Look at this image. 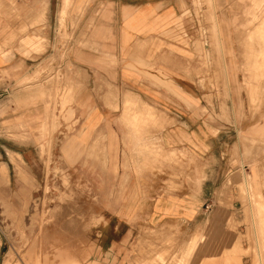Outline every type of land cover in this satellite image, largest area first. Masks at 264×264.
<instances>
[{
    "label": "crops",
    "instance_id": "obj_1",
    "mask_svg": "<svg viewBox=\"0 0 264 264\" xmlns=\"http://www.w3.org/2000/svg\"><path fill=\"white\" fill-rule=\"evenodd\" d=\"M63 7V0H0V97L6 96L8 107L1 127L7 126L14 147L12 134L38 138L48 121L47 91L27 79L40 69L43 81L41 69L52 59L61 86L56 127L65 123L59 116L62 94L83 141L69 166L73 172L110 173L113 179L106 198L103 183L78 180L89 203L87 215L78 219L77 233L42 229L41 263L51 251L80 264H129L133 243L137 258L148 259L150 249L159 252L170 240L186 252L199 230L206 231V240L193 249L189 264L222 257L245 235L241 222L255 218L245 217L236 187L229 192L226 179L233 184L242 175L227 164V145L238 135L264 141V34L258 31L264 0H214L222 58L211 57L204 0H70L67 14L76 26L67 20L73 37L64 57L44 43L57 38ZM195 11L199 36L189 25ZM28 40L45 47L34 50ZM6 150L18 152L32 171L31 147ZM80 156H88L87 169ZM97 156L103 164L93 162ZM244 172L251 176L250 188H257L256 171L244 167ZM209 202L210 211L204 207ZM94 216H102L103 223L93 228ZM208 220L216 221L210 231ZM230 220L236 227H229ZM241 244L248 249L246 240ZM241 262L252 259L244 256Z\"/></svg>",
    "mask_w": 264,
    "mask_h": 264
},
{
    "label": "rangeland",
    "instance_id": "obj_2",
    "mask_svg": "<svg viewBox=\"0 0 264 264\" xmlns=\"http://www.w3.org/2000/svg\"><path fill=\"white\" fill-rule=\"evenodd\" d=\"M204 1L207 3L208 11H210L211 7L207 0ZM69 4L61 14L56 32L57 38L51 42H44L46 46L48 45L49 52L53 50V52H58L59 55L63 53V57L66 56L69 50V42L73 37V34L67 30V20L70 18L69 20L71 21L73 29L76 26V21L74 22L72 20L73 18L67 14ZM75 18L76 20L78 19L77 16ZM263 20L264 18L261 20V25L263 24ZM189 25L193 31L192 35L196 34L199 36L201 34L197 11H195V15L189 17ZM263 27L262 25L260 26L261 29H258L262 34L264 32L262 30ZM28 43H32V45H29L37 51L45 47L44 43L40 40L37 41V44L31 40H28ZM51 63H53L52 59L47 66L41 69L46 72L43 81H41L40 69L35 70L33 76L27 79L29 84L37 85V87L44 88L47 91L48 104L46 106V113L48 121L42 126L41 134L38 138L29 141L23 134L15 136L12 134V139L16 143L14 147L13 142L8 140V134L6 132L7 126L2 128L0 119V184L4 185L0 188V196H2L0 198V264H39L40 252L36 245L39 243L42 229L65 227L68 231L77 233L79 228L78 219L83 213L86 214L88 212L86 208L89 206L83 193L78 190V180L96 179L106 185L105 188L100 189L104 192V197L106 198L109 195V181L113 179V177H110V173L104 174L101 171L94 172L92 170L90 172H73L71 166H69L80 152L83 141L77 134L79 127L70 121V114L69 116L68 113L66 114L67 110L65 108L70 101L66 100V98L64 99L62 94H60L59 116L65 123H60L56 127L55 117L54 123L52 122V113L55 111L56 105V88L61 90V86L57 82L59 73L56 74L54 72L55 69ZM23 86L25 85H22L21 88H24ZM66 95L67 93L64 94V96ZM5 97H0V118L2 113L8 108ZM18 127L23 129L24 125L21 124ZM26 145L33 149L31 161L29 162V167H31L32 171L26 166V162L18 152L11 151L15 158L14 161L10 157V161H8V156L6 155L7 147L20 150ZM87 157H79V159L81 158L79 163L86 164V169L88 163ZM175 158V155H172L173 163H175ZM92 160L96 164H103L104 162L100 156L92 157ZM1 161H5L6 163ZM228 163L230 168L238 166L242 175L233 184L229 177L226 179V184L230 190L229 192L233 193L232 188L235 186V198L241 201L245 217H248L249 213H251L255 218H246L241 222L246 227L245 235H239L238 241L233 243L229 249L225 250L222 257L204 258L200 264H242L241 259L244 256H250L252 264H263L264 195L262 194V190H264V141L247 139L238 135L232 144L229 143L227 145ZM3 164H6L8 169V172H4V174ZM65 164L69 166L67 169L64 167ZM244 167H249L252 172L256 171L258 177L257 188L253 184L252 189L250 188L251 176L247 172H244ZM227 171H229V168ZM116 175L118 176L119 172ZM82 189L85 190V188ZM14 197L16 202L10 203L14 200ZM212 207L214 208V206ZM208 210L210 211L211 207ZM236 223L230 220L229 227H236ZM136 226L140 227V225ZM214 226H216V221L208 220L205 229L210 231ZM254 229L256 234L253 232ZM205 233L206 231H197L191 237L192 240L190 241L192 242L186 252H183L182 249V251H179L173 240L164 241L159 252L156 249H150L147 252L150 256L148 259L137 258L138 251H136V246L133 243L129 247V254L133 255V258H130L128 262L129 264H189L190 253H192L193 249L195 251L200 241L206 240ZM242 240L247 241V250L243 249L241 244ZM152 254H155L154 258H152ZM138 255H143L141 249ZM33 258L38 262L33 263ZM57 259H59L58 262ZM62 260L60 253L56 255L55 252L48 251L42 257V264H59ZM77 262L79 263V261ZM85 264L88 263L86 262Z\"/></svg>",
    "mask_w": 264,
    "mask_h": 264
},
{
    "label": "bare ground",
    "instance_id": "obj_3",
    "mask_svg": "<svg viewBox=\"0 0 264 264\" xmlns=\"http://www.w3.org/2000/svg\"><path fill=\"white\" fill-rule=\"evenodd\" d=\"M69 1L70 0H63V4H64V7H63V10H62V12L67 8V6H68V4H69ZM207 2H208V4H209V6L211 7L210 8V11H207L206 12V16L204 17V19L206 20V22H208L209 21V23H210V26H209V28L207 29L208 31H206V33L208 34L209 33V38H210V40H212V45H213V50H212V47L210 48V49H208V50H210L211 52L210 53H212V52H214L213 54H211L210 56L212 57V58H214L215 56H217V55H219L220 57H221V55L223 54V49H222V46H221V41H220V38H219V31H218V25H217V23H216V10H215V7H214V0H207ZM62 5V4H61ZM197 6V5H196ZM204 15V14H203ZM205 22V23H206ZM204 23V24H205ZM263 24V26H264V20H263V22H262ZM261 25V26H262ZM204 26V25H203ZM206 26V25H205ZM204 26V27H205ZM204 27H203V29H204ZM206 28L207 27H205V29L204 30H206ZM261 29V28H260ZM262 30H264V27L262 28ZM203 33V32H202ZM205 33V34H206ZM263 34H264V32H263ZM203 35V34H202ZM206 38L208 39V37L206 36ZM207 39H205V41L207 40ZM209 39H208V42L210 41ZM206 44V43H205ZM209 44V43H208ZM209 46V45H208ZM207 50V51H208ZM209 52V51H208ZM209 54V53H208ZM215 55V56H214ZM209 56V55H208ZM209 56V58H211ZM214 56V57H213ZM223 57V56H222ZM221 57V58H222ZM209 58H207V59H209ZM211 58V59H212ZM217 59V58H216ZM219 62H220V60H218ZM212 63H213V60L211 61ZM210 62V63H211ZM215 63H216V60L214 61ZM218 63V62H217ZM209 64V63H208ZM207 64V65H208ZM214 64V63H213ZM213 64H209V66L211 65H213ZM218 64H221V63H218ZM218 64H215V65H218ZM215 65H213V67L215 66ZM223 65V64H222ZM247 65V64H246ZM258 65V64H257ZM224 67V66H223ZM223 69H221V71H222ZM224 71H226V70H224ZM225 77V76H224ZM211 79V78H210ZM212 80V79H211ZM210 80V81H211ZM225 81H226V79H225ZM225 85V84H224ZM228 88V87H227ZM260 93H262V92H260ZM264 94V93H263ZM263 97V96H262ZM259 98V97H258ZM260 99V98H259ZM257 103V102H256ZM53 110V109H52ZM221 111H222V109H221ZM55 113L53 112L52 113V122L54 123V117H55V115H54ZM8 153H9V156H10V159L12 160V161H14V155L12 154V152L11 151H7ZM52 161V160H51ZM48 163V162H47ZM2 168H3V174H4V172L5 173H7L8 172V169H7V165L6 164H3L2 165ZM49 171V170H48ZM3 177V176H2ZM7 178V177H6ZM63 178V177H62ZM61 178V179H62ZM63 180V179H62ZM64 182V181H63ZM62 182V183H63ZM65 184V183H64ZM59 197H60V195H59ZM60 204V203H59ZM45 211H47V210H45ZM55 212V211H54ZM46 213V212H45ZM45 215V214H44ZM43 216V215H42ZM45 217V216H44ZM48 218V217H47ZM46 220V219H45ZM48 220V219H47ZM50 220V219H49ZM47 222V221H46ZM44 224V223H43ZM45 225V224H44ZM198 240V239H197ZM36 246H38V248H39V245L37 244ZM192 246V245H191ZM194 246V245H193ZM260 253V252H259ZM191 254V253H190ZM261 257V256H260ZM35 258V257H34ZM33 258V263L34 262H38V261H35V259ZM164 260V259H163ZM45 261V260H44ZM39 264H42L41 263V261H40V263ZM59 264H79L77 261H75V260H73V259H67V260H65V259H63L62 261H60V263Z\"/></svg>",
    "mask_w": 264,
    "mask_h": 264
},
{
    "label": "clouds",
    "instance_id": "obj_4",
    "mask_svg": "<svg viewBox=\"0 0 264 264\" xmlns=\"http://www.w3.org/2000/svg\"><path fill=\"white\" fill-rule=\"evenodd\" d=\"M103 223V217L102 216H94L91 221L92 227H97Z\"/></svg>",
    "mask_w": 264,
    "mask_h": 264
},
{
    "label": "built area",
    "instance_id": "obj_5",
    "mask_svg": "<svg viewBox=\"0 0 264 264\" xmlns=\"http://www.w3.org/2000/svg\"><path fill=\"white\" fill-rule=\"evenodd\" d=\"M210 207H211V205L210 204H207V205H205V209H210Z\"/></svg>",
    "mask_w": 264,
    "mask_h": 264
}]
</instances>
